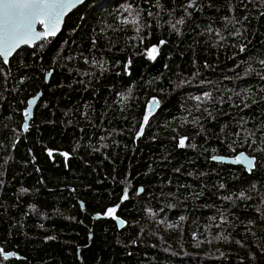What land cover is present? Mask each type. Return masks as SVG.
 <instances>
[{"label":"trees","instance_id":"16d2710c","mask_svg":"<svg viewBox=\"0 0 264 264\" xmlns=\"http://www.w3.org/2000/svg\"><path fill=\"white\" fill-rule=\"evenodd\" d=\"M104 2L105 8L103 9L89 14L81 6L67 18L62 33L50 39L43 53L45 65H51L52 57L61 44L64 45L65 52L62 53L64 56L76 55L80 52L88 55L86 49L89 46V36L93 29H98L104 24L116 26L107 12L115 11L124 0H104ZM135 2L146 7L142 0H135ZM86 3L89 8H92L96 0H88ZM205 15L214 17L215 12L210 10ZM101 16H103V22ZM80 17L86 19L81 20ZM257 28L259 33H264V19L260 20L259 25L253 21L250 37L251 40L264 43V35H258ZM107 34L112 35L110 31ZM131 35L130 31L116 35L114 39V43L117 44L116 49L106 53L110 61L120 60L122 63L126 61L132 49H120H124L126 44L131 43L128 39ZM161 35L159 30L154 29L151 40H145L144 46L157 43ZM163 37L169 38L166 29L163 31ZM193 39L197 38L186 36L183 43L177 47L178 38L172 35L169 43L162 47L161 55L155 62H147L142 56H134L132 76L106 75L99 86V99H93L87 92L71 91L66 87L56 89L53 95V89L44 84L40 73L35 74V78L28 83L25 90L19 93L5 92L3 81L0 80V144L4 145L0 148V164L5 159L9 160L6 175L3 177L6 185L0 192L3 197L0 200V204L3 205L0 208V242L7 240L8 250H13L18 244L17 250L20 255L27 257L26 262L11 259L8 264H98L99 260H102L103 264H240L241 258L247 259L249 251L256 253L258 257L255 264H264V255L260 254L257 247V244L264 243V230L253 229L260 239L254 240L253 237L248 236L246 243L249 247L242 248L235 243V240L243 238V228L239 222H246L252 215L251 208H245L243 204L232 209L239 220L235 228L227 229V232L233 234L229 242L214 239L218 230L215 227H206L210 222L209 218L214 215V209L202 205L205 202L208 205L215 202L219 206L220 203L211 193L206 194L196 206L189 201L186 206L180 205L166 209L163 214L159 212V208L166 203L160 196L161 190L175 191L181 184L197 186L194 178L186 175L187 172L196 169L208 171L212 167H223L224 170L220 175L222 178H227L230 188L238 190L240 187H247V184L233 183L231 180L233 175L243 179L244 174L240 166L228 164L220 166L214 162L210 164L203 158L197 159L191 149L173 151V145L168 140V137L174 134L170 128L176 127L174 118H181L185 115L181 109L187 98L190 95L200 94L197 91L199 83L191 76L194 71L191 64L193 53L189 50V45L192 44ZM198 39L203 41L204 38L199 37ZM65 41L67 43H64ZM169 53L172 54L171 59H168ZM195 54L201 66L204 61L213 65L212 69L201 67V74L206 80H221L223 75H229V69L233 68V58H236V63H239V57L243 56V54H238L235 48L217 50L206 47L203 43L196 46ZM29 62L39 65L41 61L38 56L35 61L30 58ZM165 63L169 65L168 70L163 67ZM69 67L89 70L82 60L73 62ZM115 71L119 69H113V72ZM177 73L182 74L190 83L176 88L174 85L178 80ZM161 74H163V79L155 83L152 88L137 85L134 90L135 102L131 106V112L126 113L130 115L128 125L119 116L113 119L111 112L109 113L111 123L105 122L104 125L115 128L117 131L129 127L135 120L141 118L146 102L152 95L163 96L164 104L158 114L151 119L150 128L146 129L144 138L139 142L133 143L129 132L123 136L114 137L120 141L121 145H127L126 150L110 147L102 149L101 152H91L90 146L87 151L84 147H79L69 160L68 168L64 167L63 158L58 155L54 160L47 158L43 151L44 147L72 152V149L77 147V142L88 145L89 138H91V146L99 147L98 130L96 134H93V130L81 122L78 127H86V133L83 134V140H81L82 134L78 127L73 128L61 122L65 120L63 112L85 100L94 104L96 110L100 112L103 99L105 97H108L109 101L112 99L106 91L107 88L113 85L121 88L131 81H139L141 76L147 81ZM72 79L65 68L56 67L51 83L55 84L57 81L71 83ZM250 83L255 84L256 81L251 80ZM224 84L227 87L233 86L228 81H224ZM41 90H44V94L34 113V126L25 133L20 125L23 123L21 111L26 105L21 104L20 101L27 100ZM188 103L194 102L188 101ZM45 104L48 105L47 109L44 107ZM228 111L229 109L225 107L224 112ZM72 118L69 117V119ZM75 119L79 120V116L77 115ZM224 119L221 117L219 123H223ZM51 120L55 121L54 126L46 123ZM208 126L212 131L218 130V123L210 122ZM12 130H16V135L20 138L15 149L11 148V141L14 139ZM193 131L190 127L178 129L181 135L191 136ZM151 135H156L158 140L151 141L149 139ZM106 142L111 144V140ZM196 142L203 143V140L197 137ZM212 145L219 147L214 138ZM30 148L35 160L25 166L26 161L32 160V154L29 153ZM165 149L171 153V163L162 159L166 154ZM218 154L231 156V153L225 149H221ZM181 164L184 166L181 173H174L172 169ZM149 165H152L153 170L149 169ZM36 167L40 169L39 172L34 170ZM145 172H148L147 176L144 175ZM126 173H131L129 178L135 187L144 185L147 191L141 195L150 204L153 212L157 213L154 219L138 213L133 206L138 200L135 196H133L132 203L125 202V205L118 210V214L128 219L133 225L124 232L122 239L126 241L127 237H135L140 228L144 229V233H141L142 242L128 249L115 243L116 231L113 229V222L93 219L97 211L117 199L123 186L119 182L124 179ZM215 179L213 175L207 181L209 188ZM41 180L43 183H40ZM169 180L171 184L168 183ZM21 186L29 188L31 192L17 204L14 193ZM261 191H264V188H261ZM149 193L154 194L156 199H151ZM80 201L85 203L87 211L80 210ZM30 204H35L38 212L30 209ZM24 212L28 215L24 216ZM180 215L186 217L183 222L178 220ZM161 219L175 223L178 227L167 228L166 225L158 223ZM13 221L25 225L24 231L27 232L28 239L17 235L15 230H13L12 238H8L10 224ZM137 221L139 223H136ZM39 224H43L44 227H38ZM89 229L95 232L93 239H89ZM153 232L155 235L152 234ZM194 232L196 233L195 239L192 235ZM45 235H54L57 239L45 242L43 240ZM77 245L80 247L79 252L76 250ZM128 251L133 253L131 257L127 255ZM221 253L225 255L221 256ZM78 255L82 256L83 260L78 259Z\"/></svg>","mask_w":264,"mask_h":264},{"label":"snow or ice","instance_id":"6c2138e0","mask_svg":"<svg viewBox=\"0 0 264 264\" xmlns=\"http://www.w3.org/2000/svg\"><path fill=\"white\" fill-rule=\"evenodd\" d=\"M142 3L146 7L136 3L135 0H124L115 11H108L107 15L112 17L116 26L104 24L98 29H93L89 36V46L86 49L88 55L80 52L76 55L64 56L62 53L65 52V49L61 44L52 57L51 65H45L43 53L50 43V38H55L62 31L66 15L73 9L79 10L77 9L78 5L83 6L91 14L98 9L105 8L104 0H96L95 6L92 8L88 7L86 0H0V80L3 81L4 91L10 94L22 92L35 78V74L40 73L44 84L53 89V95H55L56 89L66 87L71 91L87 92L93 99H99V86L106 75L132 76L134 56H142L147 62H155L161 55V48L169 43V38L172 35L178 38L177 47L183 43L186 36L196 37L197 39H193L192 44L189 45V50L193 53L191 64L194 71L191 76L194 81H198L197 91L200 94L190 95L187 98L181 109L185 115L181 118H174L176 127L170 128L174 134L168 137V140L173 145V151L191 149L197 159L203 158L210 164L214 162L220 166L225 164L240 166V170L244 174L243 179L233 175L231 180L233 183L247 184V187H240L238 190L230 188L227 178H222L220 175L224 170L223 167H212L208 171L196 169L187 172L186 175L193 177L197 186L181 184L175 191L161 190L160 196L166 203L159 208V212L163 214L166 209L176 208L180 205L186 206L189 201L193 206H196L197 202L206 194L211 193L220 203L219 206L215 202L212 205H208L206 202L202 205L214 209V215L209 218L210 222L206 227H215L218 230L214 239L229 242L233 234L227 232V229L235 228L239 220L232 209L243 204L245 208H251L252 215L246 222H239L243 228V238L235 240V243L242 248L249 247L246 243L248 236L253 237L254 240L260 239L253 229L264 230V191H261V188H264V43L250 39L253 21L259 25L260 20L264 19V0H170V2L169 0H142ZM210 10H214V17L205 15ZM80 19L86 18L80 17ZM101 21L103 22V16H101ZM154 29L162 33L161 38L157 43H150L145 47V40H151ZM165 29L169 38L163 37ZM109 31L112 35L107 34ZM129 31L132 33L128 37L131 43L126 44L124 49H120H132L126 61L123 63L120 60L110 61L106 53L116 49L117 44L114 43L116 35ZM257 34L264 35V33H259L258 28ZM199 37H203V41L198 39ZM201 43L217 50L235 48L237 53L243 54V56L239 57V63H236V58H233V68L229 69V75H223L221 80H206L201 74V67L212 69L213 65L207 61H204L202 66L199 64L195 48ZM38 56L41 61L39 65L29 62L30 58L35 61ZM171 57L172 54L169 53L168 59ZM78 60H82L89 70L69 67L70 64ZM56 67L66 69L73 78L71 83L59 81L55 84L51 83ZM163 67L168 70L169 65L165 63ZM115 68H118L119 71L113 72ZM177 77V83L174 85L176 88L190 83L180 73H177ZM162 79L163 74L153 76L147 81L141 76L139 81H131L121 88H117L115 85L107 88L106 91L112 99L111 101L108 97L103 99L100 112L88 100L63 112L65 120L61 122L67 126L77 128L83 122L87 128L93 130V134H96L98 130L99 147L91 146V138H89L88 145L77 142V147L73 148L72 152L44 147L43 151L47 158L54 160L58 155L63 158L64 167L68 168L69 160L79 147H84L87 151L90 146L91 152H101L102 149L110 147L126 150L127 145H121L120 141L114 137L123 136L129 132L132 142H139L144 138L146 129L151 126L150 121L155 115L154 110L161 108L164 104L163 96L152 95L146 102L141 118L135 120L129 127L117 131L115 128L105 127V122L111 123L109 119L111 112L113 119L119 116L128 125L130 115L126 113L131 112V106L135 102L134 90L137 85L152 88ZM251 80H255L256 83H250ZM224 81L232 83L233 86H225ZM10 83L11 87H9ZM42 95L43 93H37L27 100L20 101L21 104L26 105L21 111L23 123L20 125L25 132L34 126V105ZM188 101L194 103L189 104ZM44 107L47 109L48 105L45 104ZM225 107L229 109L228 112H224ZM77 115L79 120L75 119ZM69 117L73 118L69 119ZM221 117L225 118L223 123H219ZM210 122L218 123V130H210L208 126ZM46 123L55 125L54 120ZM86 127H78L82 134L81 140H83V134L86 133ZM185 127L194 130L191 136L179 134L178 129ZM12 131L14 139L11 141V148L15 149L20 138L16 135V130ZM197 137H200L203 143H197ZM213 138L219 147L212 145ZM149 139L157 141L158 137L151 135ZM109 140H111V144L106 142ZM2 147L4 145L0 144V148ZM221 149L230 152L231 156L218 154ZM164 151L166 154L162 159L171 163V153L167 149ZM29 153L32 154V160L26 161L25 166L35 160L31 148ZM8 164V159L0 164V192L6 185L3 177L6 175ZM148 167L153 170L152 165ZM183 167L181 164L179 167H174L172 171L181 173ZM34 170L40 171L38 167ZM144 175L147 176L148 172H145ZM213 175L216 179L209 188L207 181ZM130 176L131 173H126L124 179L119 182L123 186L117 199L95 213L96 221L113 222V229L116 231L115 243L124 249L135 247L142 242L141 233H144V229L140 228L135 237H127L126 241L122 239L124 232L133 227L128 219L118 214V210L125 205V202L132 203L133 196H135L138 200L133 206L138 213H143L153 219L157 216V213L153 212L150 204L141 195L147 189L143 184L135 187ZM40 183L43 181L41 180ZM168 183L171 184V181L169 180ZM73 191L75 190L73 189ZM30 192L29 188L21 186L14 193L17 204ZM149 195L151 199H156L154 194L149 193ZM2 198L0 195V200ZM2 207L3 205L0 204V208ZM79 207L81 211H87L83 201L79 202ZM29 208L38 212L35 204H30ZM23 215L27 216L28 213L24 212ZM185 219L184 215L178 217L181 222ZM217 220L218 223H216ZM158 223L166 225L167 228L178 227L177 224L169 223L163 219ZM38 227L43 228L44 225L39 224ZM24 228L23 223L13 221L10 224L8 238H12L13 230H15L17 235L28 239ZM88 231L89 239H93L95 232L92 229ZM152 234L155 235V232ZM192 235L195 239L196 233L194 232ZM56 239L57 237L54 235L43 237L45 242ZM7 242V240L0 242V264H8L13 258L18 262H26L27 257L20 255L17 250L19 245H15L13 250H8ZM257 247L260 254L264 255V243L257 244ZM76 250L80 251L79 245L76 246ZM127 255L131 257L133 253L128 251ZM220 255L224 256L225 254L221 253ZM77 258L83 260L82 256L78 255ZM257 258L256 253L249 251L247 259L241 258L240 264H255ZM98 264H103V261L99 260Z\"/></svg>","mask_w":264,"mask_h":264},{"label":"water","instance_id":"95a60500","mask_svg":"<svg viewBox=\"0 0 264 264\" xmlns=\"http://www.w3.org/2000/svg\"><path fill=\"white\" fill-rule=\"evenodd\" d=\"M88 0H86V2H87ZM81 6H77V9L78 8H80ZM74 11H76V9H73V10H71L67 15H66V17H65V23H66V20H67V18L74 12ZM65 23H64V25H63V27H62V31H63V29H64V26H65ZM62 31L56 36V37H58L61 33H62ZM55 37V38H56ZM50 39H54V38H50ZM162 49V48H161ZM159 57V56H158ZM157 57V58H158ZM39 93H43L44 94V90H41ZM43 96V95H42ZM42 98V97H41ZM41 98L38 100V102H37V104L36 105H34V113H35V110H36V108H37V106H38V104H39V102H40V100H41ZM159 110H160V108L159 109H156V110H154V113H155V115H154V117L158 114V112H159ZM152 119V118H151ZM25 132V131H24ZM28 132V131H27ZM27 132H25V133H27ZM228 165H231V164H228ZM233 166H237V165H233ZM93 219L95 220V215L93 216ZM96 221V220H95ZM14 259V258H13Z\"/></svg>","mask_w":264,"mask_h":264}]
</instances>
